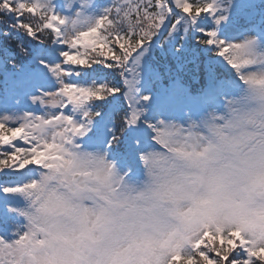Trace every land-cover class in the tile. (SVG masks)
<instances>
[{"label":"snow or ice","instance_id":"1","mask_svg":"<svg viewBox=\"0 0 264 264\" xmlns=\"http://www.w3.org/2000/svg\"><path fill=\"white\" fill-rule=\"evenodd\" d=\"M0 41V264H264V0H0Z\"/></svg>","mask_w":264,"mask_h":264},{"label":"trees","instance_id":"2","mask_svg":"<svg viewBox=\"0 0 264 264\" xmlns=\"http://www.w3.org/2000/svg\"><path fill=\"white\" fill-rule=\"evenodd\" d=\"M0 44H2V41H0ZM159 57V56H158ZM160 58V57H159ZM163 62L165 61L164 60V58H160ZM165 62H167V64H172V63H174L173 61H171V58L170 57H168V59H166V61Z\"/></svg>","mask_w":264,"mask_h":264}]
</instances>
